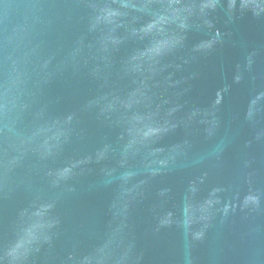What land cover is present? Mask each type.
Wrapping results in <instances>:
<instances>
[{
    "label": "water",
    "instance_id": "95a60500",
    "mask_svg": "<svg viewBox=\"0 0 264 264\" xmlns=\"http://www.w3.org/2000/svg\"><path fill=\"white\" fill-rule=\"evenodd\" d=\"M0 264H264V0H0Z\"/></svg>",
    "mask_w": 264,
    "mask_h": 264
}]
</instances>
